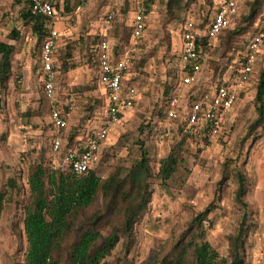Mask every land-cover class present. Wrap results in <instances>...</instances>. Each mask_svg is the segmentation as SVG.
Here are the masks:
<instances>
[{"label": "rangeland", "instance_id": "rangeland-1", "mask_svg": "<svg viewBox=\"0 0 264 264\" xmlns=\"http://www.w3.org/2000/svg\"><path fill=\"white\" fill-rule=\"evenodd\" d=\"M138 1L130 0L127 13L120 11L122 0H70L68 9L57 8L53 25L60 33L58 62L55 63V95L49 99L36 74L39 43L33 40L31 26L20 16L22 8L16 0H0V41L15 45L12 77L8 86L0 90V189L9 177H15L26 187L28 167L35 160L43 158L52 167L60 166L63 152L55 154L51 150L56 130L50 122L53 109H61L67 118L66 128L58 132L64 138L82 132L88 121H97L95 118L104 115V100L93 79L90 44L94 34L102 33L106 12L117 13L114 25L128 24ZM166 1L155 0L147 13L143 37L123 47V51L128 50L132 55L130 82L136 81L141 99L120 123L110 127L96 165L102 178L117 167H130L139 159L138 141L148 149L157 173L159 160L169 154L180 138L176 131L166 139L160 138L167 103L177 97L178 104L186 107L194 89L206 87L219 78L212 66L219 53L210 57L201 74V83L194 87L181 84L177 69L180 28L188 21L201 26L203 16H212L210 0H185L190 1L189 7L177 18L167 14ZM13 29L19 36L12 40ZM109 39L114 43L119 41L117 29L110 33ZM66 53H70L67 70L61 67L59 59ZM260 57L252 80L240 92L239 102L232 108L220 136L209 143L189 142L184 161L168 184L162 185L155 176L150 179L153 194L147 214L136 226L133 248L127 255L119 256L120 264L159 261L180 239L190 220L209 204H214L213 209L203 226L206 238L219 254L228 256L229 238L238 228L243 212L248 211L245 264H264V122L252 129L258 117L256 82L259 71L264 68V52ZM166 86H171L167 95ZM238 170L246 178L243 198L246 209L235 198ZM26 198L27 193L23 192L15 201L7 203L2 214L0 264H25L27 241L21 200L24 202ZM120 248L119 245L109 260L115 259Z\"/></svg>", "mask_w": 264, "mask_h": 264}, {"label": "trees", "instance_id": "trees-1", "mask_svg": "<svg viewBox=\"0 0 264 264\" xmlns=\"http://www.w3.org/2000/svg\"><path fill=\"white\" fill-rule=\"evenodd\" d=\"M16 1L21 2V0ZM190 1L167 0V14L171 18L180 17V13L189 7ZM25 2L20 16L26 24L31 26L37 42L42 43L50 30L51 19L33 12L28 1L25 0ZM154 2L155 0H140L137 7H143L147 16ZM209 2L210 10L213 8L212 12H214L218 0ZM129 3L130 0H122L120 11L127 13ZM69 4L70 0L55 2V6L61 10L68 9ZM135 8L136 6L134 11ZM263 14L264 0H244L239 15L218 36L217 44L206 35L198 37L197 48L208 54L207 64L212 55L219 53L218 58L212 61V66L214 73L218 74V79L221 81L224 74L229 71L231 82L237 79L242 68L246 46L257 32L258 20ZM211 17L208 14L203 16L199 27L206 29ZM114 22L115 20L112 24V32L117 29L120 39L117 43L109 40L115 57H118L123 47L131 42L133 20L128 24L126 22V24L114 25ZM11 32V38H18V31L13 29ZM110 33L94 34L90 44V56H93L92 46L101 41L105 34L109 38ZM14 50V44L0 41V90L8 86L12 77ZM68 57L70 53L59 57L61 67L65 70L68 69ZM178 59L180 65L177 69L180 81L182 72L180 54ZM170 90L171 86H166L164 93L167 95ZM195 90L197 89L193 91ZM240 96L241 93L239 98ZM255 103L258 117L252 129L255 125L259 126L264 122V68L257 76ZM75 136L73 133L68 136L65 148L75 146ZM189 142L209 143L210 139L201 135L181 134L171 147L169 154L159 160L157 173L151 165L148 149L142 146V141H138L141 144L139 159L128 168H115L106 178L98 175L96 166L82 174H77L69 168L52 167L46 164L43 158L29 165L24 184L26 187L15 177H9L5 186L0 189V220L7 203L15 201L18 196L26 192V200L24 202L21 200L27 241L24 263L120 264L119 256H125L131 251L136 240V226L147 214V207L153 194L150 179L155 176L162 185L168 184L182 165ZM52 144L53 137L51 150ZM236 178L238 187L235 198L246 209L247 204L243 199L246 194V178L241 170L237 171ZM213 205L209 204L196 214L188 223L180 239L154 264H245V244L249 228L248 211L243 212L238 228L229 238L228 256H221L206 238V230L203 226ZM148 223L149 221L146 225ZM119 245L121 248L117 256L114 260H109Z\"/></svg>", "mask_w": 264, "mask_h": 264}, {"label": "built area", "instance_id": "built-area-1", "mask_svg": "<svg viewBox=\"0 0 264 264\" xmlns=\"http://www.w3.org/2000/svg\"><path fill=\"white\" fill-rule=\"evenodd\" d=\"M32 11L50 18L51 25L58 14L55 2L57 0H27ZM244 0H218V5L212 17L201 34L196 29L194 21H188L181 27V63L180 82L184 86H195L201 80V74L207 64L208 54L197 48V39L206 35L211 41L228 28L240 13ZM117 13L108 11L104 19V33L113 29V21ZM146 13L143 7L134 11L133 35L131 42L138 40L146 27ZM59 33L51 28L41 44L40 70L45 97L51 99L55 95V59L54 50ZM264 46V14L258 20V30L249 40L244 52V60L240 74L235 81L216 79V83L206 89L193 91L188 98V106L178 104L177 97L172 98L166 106V118L160 138L166 139L176 131L181 134L206 136L210 140L217 138L223 132L229 111L239 100L241 89L250 82L255 73V65ZM93 57L98 62L99 82L107 92V102L104 112V125L89 136L85 144L64 148L61 137L53 136L52 151L61 154L63 168H69L77 174H82L97 165L100 160L101 148L108 139L110 127L120 123L126 110L132 109L138 103L139 89L136 85L124 84L126 72L132 65V55L128 50L121 51L115 57L111 42L105 34L103 39L92 46ZM179 107V108H178ZM51 122L56 129L67 126V118L62 110L51 111Z\"/></svg>", "mask_w": 264, "mask_h": 264}, {"label": "crops", "instance_id": "crops-1", "mask_svg": "<svg viewBox=\"0 0 264 264\" xmlns=\"http://www.w3.org/2000/svg\"><path fill=\"white\" fill-rule=\"evenodd\" d=\"M19 4L18 5H20L21 6V8L26 4V2H25V0H21V2H18ZM138 7H141V6H138ZM137 7V8H138ZM136 8V9H137ZM135 9V10H136ZM58 10V9H57ZM133 13V15L131 16V18H130V22H132V20H133V18H134V11L132 12ZM106 14H107V12L104 14V16H106ZM105 18V17H104ZM103 18V19H104ZM146 18H147V16H146ZM146 20V19H145ZM55 21H56V18L54 19V21H53V23L50 25V29L51 28H54V29H56L57 31H58V29L55 27V25H53V24H55ZM103 23V22H102ZM146 28H147V24H146V27H145V30H146ZM196 29H197V31H199V33H201V34H204L205 33V29H202L201 27H199V24H196ZM145 30H144V32H145ZM104 32V25H103V27H102V33ZM143 32V33H144ZM58 33H59V31H58ZM31 34H32V36H33V40H34V42L37 44V38H36V36L32 33V29H31ZM59 37H60V33H59V36H58V39H59ZM179 37H181V28H180V32H179ZM12 40H13V38H12ZM217 41V40H216ZM216 41H214V43H216ZM41 44L42 43H39V45H38V50H39V58H38V64H39V67L37 68V70H36V74H37V78H38V82H39V84L40 85H42L43 86V84H42V79H41V70H40V59H41ZM58 46H59V44H58V40H57V45H56V47H55V50H54V59H55V63H56V65H57V62H58V60H57V57H56V51H57V48H58ZM180 51H181V38L179 39V45H178V55L180 54ZM263 52H264V46H263V49H262V53L261 54H263ZM261 56V55H260ZM90 59H91V61H92V64L94 65V81L96 82V84H97V86H99V92H100V96H101V98H102V101L104 100V102H103V104H104V111H105V107H106V102H107V92H106V90L104 89V87L100 84V82H99V74H98V62H97V59L96 58H94L93 56H90ZM261 59V57H259V59H258V61ZM181 66H182V63H181ZM55 69H56V66H55ZM130 69V68H129ZM129 69H128V71L126 72V74H125V77H124V80H123V83L124 84H129V85H136L137 86V84H136V81H131L130 82V72H129ZM30 69H28V71H29ZM23 71H25V68H24V70ZM31 71V70H30ZM23 74H24V72H23ZM22 75V74H21ZM22 77V76H21ZM222 80H224V79H229V80H231V72L229 71L228 73H225L224 74V76L221 78ZM199 83H201V82H199ZM213 83H210L208 86H206V87H201L202 89H206V88H208V87H210L211 85H212ZM138 88V87H137ZM244 89V88H243ZM243 89H241V91H243ZM240 91V92H241ZM140 92V91H139ZM140 95H139V100L141 99V93H139ZM240 99V98H239ZM139 100H138V102H139ZM238 102H239V100H238ZM237 102V103H238ZM236 103V104H237ZM138 104V103H137ZM136 104V105H137ZM135 105V106H136ZM234 108V107H233ZM59 109V108H58ZM133 109V108H132ZM132 109H129V110H126L125 112H124V114L122 115V119H121V121L125 118V116L128 114V112L129 111H131ZM61 110V109H60ZM232 110V109H231ZM231 110L229 111V113H228V116H227V120L229 119V116H230V112H231ZM99 114H101V112L99 111V113L97 114V116L99 117ZM96 116V117H97ZM95 119H97V121H94V120H92V121H88L86 124H85V127H84V129L83 130H80V131H82V132H79L78 134L76 133L75 135V145H79V144H85L87 141H88V139H89V136L90 135H93V133L96 131V130H98L101 126H103L104 125V121H105V118H104V115L102 116V114L100 115V117L99 118H95ZM120 121V122H121ZM50 122H51V114H50ZM51 124H52V122H51ZM66 128V127H65ZM65 128H62V129H56L55 130V134L53 135V136H59V137H61L60 135H58V132L60 131V130H63V129H65ZM85 132H87L85 135H84V133ZM67 139H68V137H66V138H64V137H62V142H63V144L64 143H67L68 141H67ZM64 145H66V144H64Z\"/></svg>", "mask_w": 264, "mask_h": 264}]
</instances>
